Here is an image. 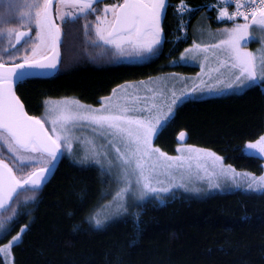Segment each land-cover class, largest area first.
I'll use <instances>...</instances> for the list:
<instances>
[{"label": "snow or ice", "instance_id": "1", "mask_svg": "<svg viewBox=\"0 0 264 264\" xmlns=\"http://www.w3.org/2000/svg\"><path fill=\"white\" fill-rule=\"evenodd\" d=\"M53 5L54 0H0V147L8 154L0 151V240L11 234L6 224L19 222L21 198L35 201L63 158L77 155L74 145L81 149L76 162L91 160L117 184L112 211L88 217L95 228L105 227L110 216L127 214L129 199L163 205L176 196V189L198 193L199 188L189 185L201 173L237 183L236 170L215 153L185 145L177 148L178 155L169 156L154 147L153 140L171 123L177 107L198 91L264 89V0H217L211 7L218 23L229 21L231 26L209 31L213 42L194 40L192 48L185 49L187 58L200 56L202 70L213 63L206 75L214 83L202 87L205 81L200 79L188 87L183 81L179 92L174 85L169 88L167 79L121 85L101 99L99 108L79 100L47 99L41 119L25 111L17 88L36 73L57 69L63 25L84 20V36L91 45L117 57L150 59L161 52L162 19L169 6L167 0H120L111 5L104 0H55L54 14ZM177 11L183 29V14L196 9L182 0ZM91 16L94 21L89 22ZM251 41L261 44L255 53L248 50ZM185 59L182 54L181 62ZM178 139L184 141L185 133ZM244 154L264 158V135L247 143ZM241 179L247 181V190L264 194V175L245 173ZM211 186L219 188V183ZM26 231L27 225L21 227L0 253L10 256Z\"/></svg>", "mask_w": 264, "mask_h": 264}, {"label": "trees", "instance_id": "2", "mask_svg": "<svg viewBox=\"0 0 264 264\" xmlns=\"http://www.w3.org/2000/svg\"><path fill=\"white\" fill-rule=\"evenodd\" d=\"M212 1L183 0L190 7ZM180 2L169 0L166 41L159 46L160 54L150 59L117 57L91 45L84 36V20L63 25L57 74L29 79L17 88L27 113L41 117L47 99L70 98L97 106L121 85L160 75H191L194 69L180 64L192 38L177 40L181 29L175 6ZM203 10L206 24L215 26L214 12ZM198 18L190 17L188 35ZM180 132L185 133L184 141L178 139ZM261 135L264 89L256 87L186 101L154 145L168 155H175L182 145L207 149L226 165L258 177L264 173L263 159L244 153L246 144ZM0 151L7 157L5 148ZM111 194L109 180L97 166L80 165L65 156L35 201L21 198L19 222L6 224L12 231L0 240V247L27 225L22 243L11 250L13 264H264V194L238 190L198 197L176 192L163 205H133L127 214L95 228L88 217Z\"/></svg>", "mask_w": 264, "mask_h": 264}, {"label": "rangeland", "instance_id": "3", "mask_svg": "<svg viewBox=\"0 0 264 264\" xmlns=\"http://www.w3.org/2000/svg\"><path fill=\"white\" fill-rule=\"evenodd\" d=\"M183 3L187 7H189L185 2H183ZM179 6L180 5H177L175 7V11H176L177 15H178L177 9L179 8ZM191 16H197V17L199 16L198 20L196 21V23L193 26V29H192V32H191L192 34L188 35V30L187 29H182L181 33L183 34L182 35L183 38L178 39L180 41L186 42L189 39V36L192 37L190 45H188L187 48H185V49L192 48L194 40H195L196 43H202V44H208V43L213 42V38L208 35V32L211 31L213 33H216L219 29H222L225 26H231V23H232V22H229V21H223V22H219L218 23V21H217V13H214L213 17H214L215 26H213V24L211 25V23H209V25H208V24H206V21H205L207 18L205 17L204 10L195 11L193 13H187L186 14V17L190 18ZM179 18H180V16H179ZM57 22L59 23V20H57ZM238 22H243V21L238 20ZM62 28H63V26H62ZM162 42H163V39H162ZM260 47H261V44H260L259 41H251L249 43L248 50L253 51L255 53V52H257V50ZM182 54H184L186 59H185L184 62H181V58H180V64L188 66V67H192L194 69V71H193V73L191 75L176 74V73L175 74L160 75V76L152 77V78H150L148 80H145L143 82L150 83L151 81H154V80H157V79H160V80L167 79L169 81V88H171L174 85L175 90L177 92H179L181 87L184 86L182 84L183 81H187L188 82V85H187L188 87L192 86V82L193 81H198L200 79H203L205 81V85H202V87L206 86L208 84L214 83V79L213 80H208L207 75H206V73H208L211 70V68L214 66L213 63H211V61L207 65H205L203 70H202L201 63H200V56H197L195 59L187 58L189 54L185 53V50L183 51ZM199 70H200V73H199L200 75H197ZM213 75H215V74H213ZM140 82H142V81H140ZM140 82H134V83L125 84V86H127V85H138ZM217 87H222V85H217ZM116 89L119 91V87H117ZM245 90L246 89L236 90V91H223V92H216V91L208 92V91L205 90L203 93H200L198 91L196 94H194L190 98V100H201V99L219 97V96H225V95H231V94H241ZM144 94H145L144 92H141V95H144ZM60 100H62V99H60ZM73 100H76V99H73ZM83 104H85V103H83ZM85 105H87V104H85ZM100 106L101 105L99 103L97 106H92V107L99 108ZM45 111H46V106H45L43 115L41 117H39V118H41V119L44 118ZM46 127H48V125H46ZM88 135H90V134H88ZM154 140H155V138H154ZM154 140H153V146L155 147ZM182 146H185V145H182ZM182 146H180V147H182ZM195 148L202 149V150H207V149H203V148H199V147H195ZM207 151H210V150H207ZM74 152L77 153V155L75 157H68L67 155L66 156L68 158H70L71 160H73L74 162L79 161L80 160V155H81V149H80L79 145H74ZM210 152H212V151H210ZM178 154L179 153L176 150V154L175 155H169V156H176ZM262 159L264 161V158H262ZM76 163H78L80 165L92 164V165L97 166L101 170L100 166L96 165L91 160H88V161H85V162H82V163L81 162H76ZM224 165L228 166L225 163H224ZM236 173H237L236 182L239 184V187H237V183H234L230 177L229 178H226V177H209V176H204L203 173H201L199 177H193V182H192V184L189 185L190 188L191 187L199 188V192L198 193L197 192H193V191H187L186 192L183 189H176L174 191L183 192V193L194 195V196H198V197L207 196V195L213 194V193H227V192L238 191V190L249 191L246 188L247 181L241 179V177L244 176L245 172H240V171L236 170ZM103 174L109 180V185H110V188L112 189V194H111L110 199L107 202L103 203L100 206V208L96 211V212H100L101 215L108 214V213H110L112 211L113 195L117 191V184H116L115 180L110 175H108L106 173H103ZM262 175H264V173ZM197 179L199 180V183H196ZM213 183H219V188L212 187L211 185ZM137 204H139L137 201L129 199V201H128V209L131 206L137 205ZM106 206H108V207H106ZM121 216L122 215H120V216H110L109 219L107 220V222H109V221H111V220H113L115 218L121 217ZM0 257L2 259L3 264H13L12 252H11V255L8 256V257H5L3 253H0Z\"/></svg>", "mask_w": 264, "mask_h": 264}, {"label": "built area", "instance_id": "4", "mask_svg": "<svg viewBox=\"0 0 264 264\" xmlns=\"http://www.w3.org/2000/svg\"><path fill=\"white\" fill-rule=\"evenodd\" d=\"M217 3V0H213L212 2H209L208 4H205V5H202V6H200V7H188V8H190V9H196V11H200V10H203V9H208V10H210V11H213L214 13H217V11H216V9L215 8H213V7H211L212 5H214V4H216ZM177 5H181V4H177ZM176 5V6H177ZM175 6V7H176ZM233 9L230 7V9H229V11H232ZM187 13H189V12H185L183 15H184V18H183V21H182V24L184 25V28L183 29H187L188 28V25H189V20H190V18L189 17H186V14ZM193 13V12H192ZM238 20H241L242 21V19L241 18H238ZM179 28L182 30V27H181V19L179 18ZM183 34L181 33V36H179L178 38H177V40L178 39H180V38H183V36H182Z\"/></svg>", "mask_w": 264, "mask_h": 264}, {"label": "water", "instance_id": "5", "mask_svg": "<svg viewBox=\"0 0 264 264\" xmlns=\"http://www.w3.org/2000/svg\"><path fill=\"white\" fill-rule=\"evenodd\" d=\"M105 1V0H104ZM54 14H55V0H54ZM164 19V18H163ZM162 19V20H163ZM58 23V22H57ZM61 44H62V39H61ZM19 46V45H17ZM59 52H60V63L58 64L57 66V69L56 70H52V71H47V72H39V73H36L34 76H32L30 79H35V78H39V79H46V78H51L52 76L56 75L60 66H61V62H62V52H61V45H60V49H59ZM29 80V79H28ZM23 103V102H22ZM25 111H26V108H25ZM27 112V111H26ZM31 116V115H30ZM39 118V117H37ZM59 165V164H58ZM56 172V170H55ZM54 176V175H53ZM53 176H49V182L50 180L53 178Z\"/></svg>", "mask_w": 264, "mask_h": 264}, {"label": "flooded vegetation", "instance_id": "6", "mask_svg": "<svg viewBox=\"0 0 264 264\" xmlns=\"http://www.w3.org/2000/svg\"><path fill=\"white\" fill-rule=\"evenodd\" d=\"M117 2H120V0H105L104 3H107L109 5L113 4V3H117ZM167 3L169 4V0H167ZM104 4H100L98 5L97 7L99 8H103ZM169 6L167 7V10H168ZM167 10H166V14H167ZM165 18L166 16L164 17V19L162 20V28H163V41H166V37H165V30H164V22H165Z\"/></svg>", "mask_w": 264, "mask_h": 264}, {"label": "crops", "instance_id": "7", "mask_svg": "<svg viewBox=\"0 0 264 264\" xmlns=\"http://www.w3.org/2000/svg\"><path fill=\"white\" fill-rule=\"evenodd\" d=\"M199 73H200V70L198 71L197 75H200Z\"/></svg>", "mask_w": 264, "mask_h": 264}, {"label": "bare ground", "instance_id": "8", "mask_svg": "<svg viewBox=\"0 0 264 264\" xmlns=\"http://www.w3.org/2000/svg\"><path fill=\"white\" fill-rule=\"evenodd\" d=\"M184 28V27H183ZM188 29V28H187ZM180 41V40H179Z\"/></svg>", "mask_w": 264, "mask_h": 264}]
</instances>
